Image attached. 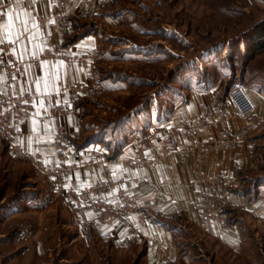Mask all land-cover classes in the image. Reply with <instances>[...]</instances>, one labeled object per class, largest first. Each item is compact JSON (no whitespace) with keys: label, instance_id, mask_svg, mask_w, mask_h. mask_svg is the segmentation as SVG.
<instances>
[{"label":"rangeland","instance_id":"1","mask_svg":"<svg viewBox=\"0 0 264 264\" xmlns=\"http://www.w3.org/2000/svg\"><path fill=\"white\" fill-rule=\"evenodd\" d=\"M263 18L264 0H112L83 27L99 39L78 104L85 142L117 151L166 116L190 84L217 82L220 95L246 85L242 59L243 69L264 68V52L255 58L245 48L243 56L240 46ZM69 205L30 162L1 150L0 264H144L137 248L115 247L81 227ZM177 235L180 256L170 264H264V230H247L238 253L186 225Z\"/></svg>","mask_w":264,"mask_h":264},{"label":"crops","instance_id":"2","mask_svg":"<svg viewBox=\"0 0 264 264\" xmlns=\"http://www.w3.org/2000/svg\"><path fill=\"white\" fill-rule=\"evenodd\" d=\"M63 0H0V43L9 42L15 57L21 62V69L10 82L16 92L29 93L33 97L28 117L17 125L14 142L23 149L40 153L46 161H56V149L52 139L59 128L63 130L67 146V160L76 164L70 176L57 185L50 178L54 194L70 203L68 190L79 191L102 177L103 165L124 174L129 194L135 201V236L127 239L122 234L105 241H111L115 247L131 245L142 252L144 264H170L179 259L180 248L177 232L188 226L194 235L214 239L232 252L243 250V237L247 230H264V206L260 197L264 194V128L255 132H246L242 121H230L232 131L239 139L235 150L213 152L209 145L211 131L200 129L199 147L189 156L173 155L167 162L153 169L124 167L120 158L129 157L146 142L153 130L161 131L170 125L182 128L185 119L192 123L200 116L199 103L208 102L211 91L217 89V82L203 88L188 85L186 94L172 97L171 108L166 116L157 118L156 125L147 131L135 132L124 139L123 145L110 152L102 143L85 142L83 116L79 102L70 107L68 89L76 82L88 85L91 69H85L76 63H69L61 57H50L45 51L57 43L62 52L77 50L88 53L90 49H99L98 35L83 27L86 20L100 11L81 4V0H65L64 10L74 12L63 20L53 22V8ZM109 7L112 0H107ZM33 3L38 15L47 19L40 24L31 11ZM118 21V18H115ZM263 19H259V24ZM255 28V27H253ZM252 28V29H253ZM261 36L252 34L246 44L240 46L258 58L264 52ZM225 43H222L224 47ZM1 63L5 56L0 53ZM244 58V57H242ZM243 61V59H242ZM240 63V74L248 83L243 84L256 105L253 117H264V68H245ZM5 81V75H1ZM170 101V100H169ZM221 104L226 107V93L221 95ZM56 107L65 110L61 115H49L41 118L42 110ZM16 159L8 143L0 138V151ZM225 170L235 179L234 184L220 186L222 200L210 202L212 187L197 182L195 174L214 178ZM263 172V173H262ZM262 173V174H261ZM212 211L213 215L206 213ZM206 213L205 217L202 213ZM139 215L144 217L138 220ZM177 231V232H176ZM255 235V234H254ZM162 247L163 255L157 254L156 246ZM202 251V250H201ZM204 252V249L203 251Z\"/></svg>","mask_w":264,"mask_h":264},{"label":"built area","instance_id":"3","mask_svg":"<svg viewBox=\"0 0 264 264\" xmlns=\"http://www.w3.org/2000/svg\"><path fill=\"white\" fill-rule=\"evenodd\" d=\"M65 0L59 1L53 8L52 21L63 20L66 15L73 12L64 10ZM107 0H81V4L87 8L98 10L107 5ZM31 11L37 22L43 24L47 19L38 15L33 3ZM0 53L5 56V61H0V138L4 139L18 159L31 163L40 173L60 185L69 177L76 168V164L68 162L67 146L63 138V130L58 129L52 139V146L56 149L57 160L46 161L40 153L28 151L14 142L13 137L17 125L28 117L32 108L33 97L29 93L16 92L10 87V82L17 76L21 69V62L15 57L9 42L0 43ZM46 56L61 57L69 63H76L90 70L97 59L96 48L88 53L77 50L65 53L61 51L57 43H53L51 49L45 51ZM1 60V57H0ZM5 75V81L2 80ZM87 87L83 82H76L68 89V101L70 107L75 106ZM221 95L217 91H211L208 102H200L198 107L200 116L189 123L185 119L182 128L166 126L161 131L149 133L146 142L136 153L129 157L120 158V164L124 167L153 169L160 163L167 162L173 155L189 156L199 147L198 138L200 129L211 131L210 149L213 152L220 150H235L239 146V139L230 127V121L240 119L242 128L246 132H255L264 128V117H253L256 113V105L243 83H234L226 92L227 106L221 104ZM65 110L52 107L49 111L42 110L40 117L49 115H61ZM195 181L204 182L212 187L210 202L215 203L223 199L220 186L234 184L235 179L222 170L219 175L209 178L195 174ZM128 182L124 174L103 165L102 177L94 183L83 187L79 191L68 190L71 201V209L77 216L79 224L83 228L92 230L99 239L109 240L114 234H122L127 239L135 236L134 222L131 219L136 213L137 207L127 189ZM264 205V195L261 196ZM206 213L213 215L212 211ZM205 212L202 216L205 217ZM140 221L144 217L138 216ZM157 254L164 256L162 247L156 246ZM167 261V258L164 256Z\"/></svg>","mask_w":264,"mask_h":264},{"label":"trees","instance_id":"4","mask_svg":"<svg viewBox=\"0 0 264 264\" xmlns=\"http://www.w3.org/2000/svg\"><path fill=\"white\" fill-rule=\"evenodd\" d=\"M253 33H255L256 35H259V37L261 36V38L264 41V20L261 21L259 24H257V26L254 28V32ZM262 45L264 46V43H262L261 46ZM89 140H87L86 143L90 142Z\"/></svg>","mask_w":264,"mask_h":264}]
</instances>
